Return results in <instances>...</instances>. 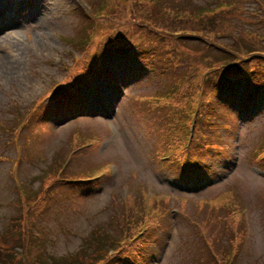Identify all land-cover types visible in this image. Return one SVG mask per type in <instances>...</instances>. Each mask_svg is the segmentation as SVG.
<instances>
[{
	"label": "rangeland",
	"instance_id": "374dc122",
	"mask_svg": "<svg viewBox=\"0 0 264 264\" xmlns=\"http://www.w3.org/2000/svg\"><path fill=\"white\" fill-rule=\"evenodd\" d=\"M153 1L138 5L135 16L160 26L162 39L131 22L94 25L82 0H0V153L10 158L0 157V249L8 264H88L90 259L96 264L107 256L109 237L117 235V222L126 210L130 222H135L138 212L150 208L156 210L154 226L104 264H127L126 252L137 264H191L189 254L209 238L220 252L235 249L229 264H264V171L252 159L255 148L264 143V55H257L261 60L254 63L257 68L249 67L262 91L246 109L247 96L253 98L254 91L240 82L242 87L232 97L222 92L225 83L215 73L224 69L218 60L222 55L214 46L181 37L168 51L162 49L168 44L165 35L180 28L169 24L174 11L153 14L160 0L151 6ZM94 3L117 13L121 21L131 8V1L124 0ZM178 4L199 18L216 16L215 26L227 25L225 33L215 36L218 41L264 52V0H176L173 7ZM215 7L221 11L214 13ZM149 15L155 17L153 23ZM115 37L157 49L153 48L152 58L140 55L147 73L134 91L132 85L124 89L115 81L120 70L114 71L110 60L103 59V44ZM94 58L113 73L110 81L90 71ZM76 81L85 86L81 91L75 88ZM110 83L115 86L107 87ZM51 88L56 92L49 95ZM155 88L161 91L151 90ZM214 88L220 89L219 94ZM80 92L92 103L85 104V111L71 106L81 100ZM55 95L62 109L57 116L50 102ZM30 109L33 113L21 137L20 132L12 137L11 130L2 129L3 123L11 129L14 119L18 125ZM172 130L178 138L188 131V138L208 145L198 151L210 167L189 178L190 187L179 185L174 160L158 161L149 151L151 140L166 143ZM73 148L70 162L65 160L70 163L67 171L57 178L55 169ZM257 165L264 168V160ZM91 170L97 177L64 179ZM20 178L33 188L48 184L50 191L45 196L41 190L35 207L26 211V233L17 229L21 210L14 196ZM145 180L151 189L148 204L137 196L145 195V188H138ZM222 188H230L233 203L217 208L220 221L217 213L214 218L215 212L203 210L211 209L202 207L198 196ZM192 192L196 194L188 196ZM127 193L132 197L125 204L121 198ZM22 203L30 206L26 199ZM106 231L108 236L101 239ZM65 256L71 258L65 261Z\"/></svg>",
	"mask_w": 264,
	"mask_h": 264
},
{
	"label": "trees",
	"instance_id": "16d2710c",
	"mask_svg": "<svg viewBox=\"0 0 264 264\" xmlns=\"http://www.w3.org/2000/svg\"><path fill=\"white\" fill-rule=\"evenodd\" d=\"M130 1V0H129ZM165 1V0H163ZM168 2H171L172 4H168ZM176 3V0H166L164 6L161 9V15H164V10H168L170 9V11H174V15L172 16V18L169 20V24L170 26L173 27H181V28H185L186 31L184 32V34L187 35H193L196 36L197 38H202L205 39L207 41H210L211 43L215 44L216 46H218L219 48H221L220 50L218 49V52H221L222 57L220 59H218L221 62L222 65V69L221 71H216L215 73H217V76L219 78L220 82L225 83V85L223 86L224 88H228L226 90H224L229 97H232V95L234 93H236L238 91L237 88V84H239L240 82L243 83V85L245 86V88L247 90H249L250 88L253 89L255 94H259L262 90L260 89L259 85H258V76H256L255 72L251 69H253L254 63H258V61L261 62V60L256 59L257 55L262 54L259 52V50H256L258 48H252L249 50L243 49L238 47L237 45H234L235 42H231L230 43H226L223 44V46H221L220 44H217L215 42H213V37L222 32L223 29H227V25H224L223 23H221L219 26H215V24L217 23V17H204L200 20H198L197 18H193V17H189L184 8L180 7V4H178L176 7H173V4ZM130 10H129V16L128 19H132L133 15H134V11L137 7V4L134 2L130 3ZM186 9H188L189 7H185ZM157 9V7H156ZM98 12H100V21L104 22V23H111L112 21V15L113 13L111 12H107V10H104L103 8H99L98 10H96ZM232 11V10H231ZM236 11V10H235ZM211 20L213 21L211 23ZM213 31L211 34V38L205 34H203L204 32H210ZM155 36H160L159 34ZM163 37V36H160ZM165 37L167 38V45L163 46L162 44V49L164 50H169V47L171 46V43L173 42L172 39H176L179 37V35H175V34H166ZM166 47V48H165ZM154 50H157L154 47ZM264 55V54H262ZM264 57V56H263ZM95 59V58H94ZM149 61H151L150 59H148ZM255 65V64H254ZM93 69H98V70H102L104 68V64L102 60H98L95 59V62L92 63L91 66ZM249 67H251V69H249ZM255 68L256 65H255ZM250 71H252V76H250ZM258 73L261 74V72L258 71ZM252 79H254V81H252ZM250 81V84H249ZM44 178V175H43ZM22 183L24 184V186L27 189L32 188V184L29 180L24 181L22 180ZM231 196L229 194H223V196L220 197V200H215V199H207L205 200L204 204L202 205V207H207L211 210L208 209H203L206 210L207 212H215L214 214V218L216 217V213H217V208L218 207H223V206H228L231 205L233 203V201H230ZM130 198L126 199L125 204H127V202L129 201ZM122 202L123 199L121 198ZM216 209V211H215ZM237 215H239L237 213V211L235 212ZM218 216V213H217ZM136 219L135 222H130V220H132V218H130L129 212L128 210H126L125 212V217H122L121 219L118 220L117 222V227H116V231H117V235L114 236L112 235L111 237H109V244H111V247H115L117 246V244H115V242H119L122 240V242L124 244L130 245L133 244L134 241L140 237V229L142 228V226L140 225L141 222V217L138 216V214L135 215ZM219 217V216H218ZM239 217V216H238ZM220 218V217H219ZM227 217L225 218V221L227 222ZM220 221L222 220L221 218L219 219ZM122 221V222H121ZM225 225V223H224ZM236 227V226H235ZM235 227H232L233 229ZM236 233V234H235ZM234 233V236H237V239L239 240V236L237 235V232ZM103 235V237H102ZM106 236H108V232H104V234H101L100 238L103 239ZM210 236H208L209 238ZM128 239H131L130 241ZM211 238H209L210 240ZM216 245V244H215ZM214 243L212 242V240H210V246H212L213 248H215ZM210 246H207L205 244L202 245H198L196 246V248L194 249V251L189 254V259L191 261V264H201L203 262L204 258H207L210 256ZM217 247V246H216ZM4 249L1 250L0 249V264H8L9 260L4 256L3 253ZM84 255L87 254V252H83Z\"/></svg>",
	"mask_w": 264,
	"mask_h": 264
}]
</instances>
